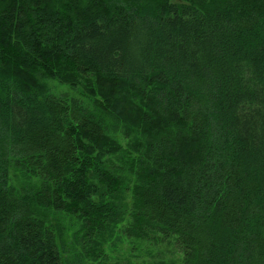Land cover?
Wrapping results in <instances>:
<instances>
[{
  "label": "trees",
  "instance_id": "1",
  "mask_svg": "<svg viewBox=\"0 0 264 264\" xmlns=\"http://www.w3.org/2000/svg\"><path fill=\"white\" fill-rule=\"evenodd\" d=\"M122 190L126 238L264 264V0H0V264L100 259ZM50 210L79 221L74 256Z\"/></svg>",
  "mask_w": 264,
  "mask_h": 264
},
{
  "label": "rangeland",
  "instance_id": "2",
  "mask_svg": "<svg viewBox=\"0 0 264 264\" xmlns=\"http://www.w3.org/2000/svg\"><path fill=\"white\" fill-rule=\"evenodd\" d=\"M41 77V76H40ZM42 82L47 85L48 92L55 97L67 96L68 99L78 100L84 107L97 111L94 107V100L83 93L81 86L72 89L70 85L62 84L56 79L44 77ZM97 113H99L97 111ZM119 145L123 148L126 145L121 134L115 136ZM96 155L99 154L96 147ZM121 156V154H119ZM104 160L116 159V156L104 155ZM8 184L17 193L23 189H36L40 180L32 174L14 169L8 171ZM114 203L118 206L119 218L110 223L107 231L95 238L94 245L100 250V259L89 264H182L183 250L174 238L164 241H139L126 238L123 234L124 228L130 220L129 210L131 206V195L128 191L122 190L115 198ZM49 221L54 228L61 233L60 254L74 256L79 253V247L74 245V235L79 228V221L73 216L64 213L49 212Z\"/></svg>",
  "mask_w": 264,
  "mask_h": 264
}]
</instances>
